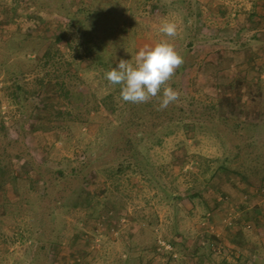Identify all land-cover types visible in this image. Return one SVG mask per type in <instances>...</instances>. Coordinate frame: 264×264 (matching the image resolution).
<instances>
[{
  "label": "rangeland",
  "instance_id": "rangeland-1",
  "mask_svg": "<svg viewBox=\"0 0 264 264\" xmlns=\"http://www.w3.org/2000/svg\"><path fill=\"white\" fill-rule=\"evenodd\" d=\"M242 2L0 0V157L8 172L25 174L19 182L7 172L0 188V264H264V31L257 26L260 39L254 44L263 48L254 55L247 41L253 24L240 23L239 31H232L235 18H250ZM97 3L112 6L114 17L85 29L99 28L108 42L95 61L76 58L83 50L76 47L84 16L72 24L70 12ZM228 19L231 31L221 33L220 23ZM164 20L177 24L175 37L159 33ZM61 32L71 42L61 38V48L79 63L66 65L71 74L65 79L87 103L89 119L74 110L67 129L50 125L32 132L58 112L37 106L29 93L42 74L32 62ZM132 38L133 52L111 46ZM160 40H168L183 57L167 82L178 100L160 110L161 90L146 103L123 101L106 72ZM104 50L113 55L106 64L99 63L108 56ZM23 84L27 90L20 104L14 92ZM57 102L64 106L61 97ZM169 107L182 112L171 110L181 123L150 150L153 170L138 171L137 158L142 163L152 144L148 135L156 132L151 126L156 128L158 117L164 123ZM37 117L42 121L35 122ZM102 125L110 128L105 145L93 143ZM141 136L145 139L139 141ZM63 169L65 176L58 173ZM87 187L93 194L89 204L82 195ZM102 195L113 197L111 218L98 219L106 210ZM222 199L223 209L217 204ZM240 204L249 209L243 212ZM209 233L220 237L224 252L196 247ZM156 236L164 242L161 252ZM50 242L61 248L50 251ZM146 243L153 248L140 262L137 248Z\"/></svg>",
  "mask_w": 264,
  "mask_h": 264
},
{
  "label": "trees",
  "instance_id": "trees-1",
  "mask_svg": "<svg viewBox=\"0 0 264 264\" xmlns=\"http://www.w3.org/2000/svg\"><path fill=\"white\" fill-rule=\"evenodd\" d=\"M112 8H113L112 6H110V8H109L108 6H102V3L101 4L97 3V5L89 8L88 10H86V8H84V7H79L78 9L70 12V14H71L70 15V21L72 24H74V19H76V17L78 15L84 16L83 22H81V24H79L80 30H78V31L81 33V35H79V38H78L79 39V42H78L79 45L76 47L78 51H80V47L83 50L80 51V53L75 55L76 58L84 59L85 57H88V58L93 59V61H95L94 60L95 56L98 54V52L101 51L100 50V47H102L101 45L104 43L106 45L108 42V38L106 39L107 36L106 37L103 36L102 30L100 32H98L99 28H96L95 31H92V33L88 32V30L85 28H86L87 24H89L90 22H93L94 24L96 22H100L102 25H104V23L107 22L106 20H111L112 19L111 17H114L113 14L115 13L112 11ZM102 25H100V26L104 27ZM112 25L113 24H108V26H106L107 29L111 30ZM63 37H64V39L65 38L68 39V42L71 43L69 40V35L66 32H61L59 35H57L56 38H54L53 40L50 41V43L48 44L47 48L45 49L43 55L40 56V58L35 59V61L32 62V63L35 62L37 64L38 70L42 74H40L36 77V81H34V84H33L34 88L32 90H30L29 93H33V95L37 101V104H36L37 106H40V107L45 106V107H47V109L49 107L54 108V109H56V108L58 109V112L56 113V115L53 114V116H51L50 118L45 120L46 121L45 123H47V125L44 124L43 122L41 125L39 124V126L34 125L32 132L41 131L40 129H43V130L48 129L54 125L57 128H59V130L67 129L68 128V122L72 120L71 114L73 113L74 110H80V112L82 111V115L85 114L84 119H86V120L89 119L88 116H89L90 111H91L90 108L88 107V109H87V103L85 102V100H83L82 98L80 99V97H82V96L80 94H78L76 88L72 87L69 84L70 82H67V79H65V76H68V74H71L70 71L67 69L66 65L67 64H69V65H73V64L75 65L76 64L75 66H77L79 63L73 62V61L71 62L68 59L66 52L61 48L60 39ZM133 43H134L133 38L131 39V41L127 40V39L126 40L118 39L117 41L114 40L113 43L111 44V46L115 47V48H117L119 45H121V47L125 46L127 53H128V51L130 53V51L133 52V49H134V47L132 46ZM103 53H107L108 56L103 54L102 62H99V63H105L106 64L108 62V60H110L113 57V55L111 54V52L105 51V50L103 51ZM106 60H107V62H106ZM26 88H27V86H25L24 84L22 86L17 87L16 92H14V94L16 95V98H17V103H20V104L23 103V100L21 99V95H22V91L24 92L27 90ZM120 92H121V86L119 85V93ZM60 97H61V99L64 100V106L63 107L62 106L57 107V103H58L57 100H59ZM107 97H108V99H110L113 96H112V94L111 95L109 94ZM106 105H107V103L105 102V99H104V106H106ZM101 106L102 105H100V107ZM104 106H102V107H104ZM169 108H170V110H168V112H166V116L164 118V123H162L163 121L161 120L160 117H158V120L155 121L156 128L151 126L152 130H156V132L153 131L154 134L148 135V137H152L150 139L152 144L147 147L148 153L142 157V163L139 161V158H137V167L140 168V170H138V171H142L145 173V172L149 171L150 169L153 170V168H152L153 163L151 162L150 150L154 146L162 144L164 137H167V136L171 135L172 133H174L175 123L178 124L181 116H175V115L172 116V111H173V113L180 114V115L182 112L180 110H175L176 109L175 107H169ZM32 116H31V118H32ZM36 121L41 122L42 120H41V118L37 117L35 122ZM180 123H181V120H180ZM3 127L5 130L3 132V135L5 137L6 136L8 137V132H7L8 126L3 124ZM161 128H164V130H162ZM109 131H110V128L107 129L104 125H102L99 132L96 134V137H95V140H93V143H98V144L104 143V145H105V143H106V142H104L105 134H107V132H109ZM63 132H65V131L64 130L61 131V137L65 138ZM143 138L144 137L141 136L139 141H142ZM84 155H85V152H84ZM14 156H15V158H21L22 154L20 152H15ZM81 157L83 158V156H81ZM0 158H1L0 159V179L2 180V182L0 184V188H1L2 184L6 182V175H7L8 171H7V167L5 166V164H3V161L5 158L2 159V156ZM121 163L123 164V162H121ZM130 163L131 162H129L127 164V166L132 164V163L131 164ZM154 165H155V162H154ZM224 168H227V167H224ZM75 169L76 168H73L72 172ZM8 173H10V175L13 178L17 179L19 182L21 181V178H23L25 175V174H23V172H21L20 169H14ZM58 173H60L62 176H65L64 169L59 170ZM40 178L39 179H36V178L32 179L31 178V180H33L32 181L33 183L36 181L39 182ZM41 179H42L43 184L47 183L44 178H41ZM32 182L30 181V183L28 185L30 188L33 187ZM260 187H262V186H260ZM30 193H31V191H30ZM46 193H45V195H46ZM48 193H50V192H48ZM82 195L85 198L86 202H88V204L92 202L93 194L88 187L86 188V190L82 189ZM102 196H103L102 197L103 199H106V206H105L106 210L105 211L101 210L100 212H98V214H97L98 219H101L105 215L107 218H111L110 212L112 211V208H114V200L112 199L113 197L111 196L112 197L111 198L110 196L109 197H106L104 195H102ZM61 201H63V199ZM61 203L63 205H65L64 202H61ZM231 225H232V223H231ZM153 240H154V244L156 245L157 252H161L162 247L159 244V238L156 236L155 239H153ZM204 240L203 241L205 244L200 245L198 243V245L201 247H204V248L207 246V248H209L211 251L214 250L215 252H218V250H220L221 252L225 251V247H223V244L221 243L222 240L219 238V236H217V234H214V233L213 234L209 233L208 235L206 234ZM59 247H60V244L58 242H50L49 250L51 251L52 249H55L57 251ZM149 247H152L151 245H149V243H146L144 246H138V248H137V256H138L137 259L140 262H142V258L145 255V252H148L147 250L149 249ZM153 252H156L155 249ZM80 261H81V263H83L82 260H80ZM74 263H76V262H74ZM84 263H85V261H84Z\"/></svg>",
  "mask_w": 264,
  "mask_h": 264
},
{
  "label": "clouds",
  "instance_id": "clouds-1",
  "mask_svg": "<svg viewBox=\"0 0 264 264\" xmlns=\"http://www.w3.org/2000/svg\"><path fill=\"white\" fill-rule=\"evenodd\" d=\"M158 31L166 37H175L177 24L164 20ZM182 64L183 57L174 45L168 40H160L154 45L140 47L131 60H119L118 65L107 71L105 76L111 84L121 86L120 95L125 102L146 103L162 90L159 102L162 110L179 98V93L167 82Z\"/></svg>",
  "mask_w": 264,
  "mask_h": 264
},
{
  "label": "crops",
  "instance_id": "crops-1",
  "mask_svg": "<svg viewBox=\"0 0 264 264\" xmlns=\"http://www.w3.org/2000/svg\"><path fill=\"white\" fill-rule=\"evenodd\" d=\"M206 1H208V0H206ZM242 1H243L242 5L243 4L246 5V6H244V8L248 9L247 16L250 18L246 19L245 22H243L244 20H243V17H241V16H239V18H235L236 23H234L232 25V31H233L234 27H237V29L235 31H239V24L240 23H252L253 24V27L252 26L250 27V29H252L251 31L254 32V33H251V35H253V36L251 38L247 39V41L249 40L248 46L252 47V49H249V51L254 53V55H255L258 53L259 49H262L264 47V46L263 47L262 46L257 47V45L254 44V43H256V41H259V39H260V34L258 33V29L259 30L262 29L264 31V0H242ZM228 7L230 9H233V7H235V6L232 4ZM231 15H236V12H232ZM229 22H230L229 19L227 22H225V21H223L222 23L219 22L220 28L218 30L221 33H222L223 29H224V31L228 30V29L231 31ZM232 22H233V18H232ZM223 24H224V28H223ZM257 26H260V27L257 29ZM244 28H247V27L244 26ZM263 36H264V33H263ZM242 53H244V52H242ZM233 55L235 56V54H233ZM240 55H241L240 52H238V55H236V57L240 56ZM252 60L254 61V58H252ZM227 195L228 194L226 193V196ZM217 204H219L222 209L225 206L223 199H222V201L218 202ZM240 205H241L240 208L243 209L242 210L243 212L245 211V209L246 210L249 209V208L245 207V206H247L245 204H244V206H242L243 204H240ZM237 214H238V212H237ZM243 238H244V236H243ZM189 240L193 241V240H191V238H189ZM186 243L188 245H190V243L187 242V240H186ZM195 245L198 249L201 248V246H199L198 243H195Z\"/></svg>",
  "mask_w": 264,
  "mask_h": 264
},
{
  "label": "built area",
  "instance_id": "built-area-1",
  "mask_svg": "<svg viewBox=\"0 0 264 264\" xmlns=\"http://www.w3.org/2000/svg\"><path fill=\"white\" fill-rule=\"evenodd\" d=\"M229 223L231 224V222L229 221ZM159 244H160V246L161 247H163V244H164V242L163 241H161V240H159Z\"/></svg>",
  "mask_w": 264,
  "mask_h": 264
}]
</instances>
